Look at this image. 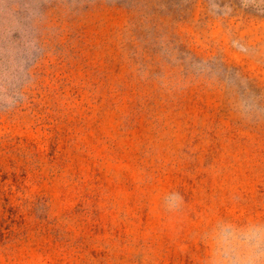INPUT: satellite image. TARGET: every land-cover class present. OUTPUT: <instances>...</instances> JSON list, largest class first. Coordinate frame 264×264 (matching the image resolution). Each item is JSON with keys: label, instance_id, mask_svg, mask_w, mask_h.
Masks as SVG:
<instances>
[{"label": "rangeland", "instance_id": "obj_1", "mask_svg": "<svg viewBox=\"0 0 264 264\" xmlns=\"http://www.w3.org/2000/svg\"><path fill=\"white\" fill-rule=\"evenodd\" d=\"M0 264H264V0H0Z\"/></svg>", "mask_w": 264, "mask_h": 264}]
</instances>
